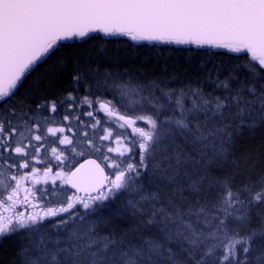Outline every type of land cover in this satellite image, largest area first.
<instances>
[{"label": "snow or ice", "instance_id": "6c2138e0", "mask_svg": "<svg viewBox=\"0 0 264 264\" xmlns=\"http://www.w3.org/2000/svg\"><path fill=\"white\" fill-rule=\"evenodd\" d=\"M99 33L191 58L148 79L93 48L74 55L71 91L21 94ZM220 49L250 59L224 66ZM262 130L264 0H0V246L23 237L16 264H264V175L235 179L239 144ZM121 196L135 239L93 218ZM253 212L261 226L241 233Z\"/></svg>", "mask_w": 264, "mask_h": 264}, {"label": "trees", "instance_id": "16d2710c", "mask_svg": "<svg viewBox=\"0 0 264 264\" xmlns=\"http://www.w3.org/2000/svg\"><path fill=\"white\" fill-rule=\"evenodd\" d=\"M67 43L75 44V46L61 50L62 55L67 59L68 67L63 72L50 73L49 70L56 60V57H53L29 77L24 87L21 88V94H23L24 88H29L33 84L37 88V91L30 93L33 97L54 96L71 91L73 86L69 80L74 55L85 53L86 50L90 51L93 48L99 49L102 56L99 63L108 71L128 73L132 77L139 76L148 79L160 77L165 72L180 68L181 65L186 67L187 61L191 58L190 53L180 50L186 48L185 46L147 43L139 45L127 38H107L101 33L95 34V38L87 43H81L79 40ZM215 51L220 55L215 57L214 62H223L224 66L242 65L247 59H250L248 54L233 55L225 51ZM81 89L82 92L85 91L83 88ZM238 155L243 157L244 163L235 173L237 185L247 183L249 179L255 185L256 181L264 175V130L258 131L254 137L246 134L245 139L239 144ZM125 201L123 196L114 199L93 217L98 224L106 228L105 234L114 232L126 238L127 234L130 235L133 226H140L131 209L125 206ZM258 216L257 212H253L249 225L243 228L241 233L248 232L250 228H259L262 222ZM114 227L115 230H113ZM20 241L19 237L0 246V264H16V251L20 246Z\"/></svg>", "mask_w": 264, "mask_h": 264}, {"label": "rangeland", "instance_id": "374dc122", "mask_svg": "<svg viewBox=\"0 0 264 264\" xmlns=\"http://www.w3.org/2000/svg\"><path fill=\"white\" fill-rule=\"evenodd\" d=\"M107 38H120V37H107ZM123 38H127V37H123ZM127 39H129V38H127ZM130 40V39H129ZM131 41V40H130ZM133 42V41H132ZM134 43H136V44H144V43H147V44H158V45H165V44H159V43H149V42H146V41H144V42H134ZM174 46H176V45H174ZM185 47H187V46H185ZM217 51H225V52H227V50H224V49H220V50H217ZM230 54H233V55H241V54H235V53H230ZM249 55V57H250V54H248ZM84 93V92H83ZM82 93V94H83ZM109 99H111V97H108ZM112 103L113 104H115L116 103V101H112ZM101 115H103V113L101 114ZM127 131H130V129L129 130H127ZM106 144H111L113 147H117L112 141H106L105 142ZM61 147H63V146H61ZM41 155H43V152H41ZM49 155H50V153H49ZM80 159H82V157L80 158ZM24 171H26V170H24ZM56 171V170H55ZM58 183H59V181H58ZM28 186H30V185H28ZM6 195H7V193H5V197H6ZM23 195V192H21V196ZM122 197V196H121ZM124 197V199L125 200H127V197L126 196H123ZM61 199H62V197H61ZM114 200V199H113ZM110 201H112V200H108V201H104L103 202V204L102 205H100L98 208H96V213H99ZM125 206H126V203H125ZM94 207H96V206H94ZM128 208H130V207H128ZM131 209V208H130ZM84 210H82V212H83ZM88 211H91V210H88ZM100 226L102 227V229L104 230V232H105V227L104 226H102L101 224H100ZM246 227V226H245ZM245 227H243V228H245ZM243 228H241L240 229V231H242L243 230ZM116 228L114 227L113 228V230H115ZM132 231H131V233H130V235L129 234H127L126 235V238L127 239H135L136 237H137V234H138V232H141V231H143V229H142V226L140 225V226H133L132 227V229H131ZM116 231H118V230H116ZM19 238V237H18ZM20 239L21 240H23V237H20Z\"/></svg>", "mask_w": 264, "mask_h": 264}, {"label": "flooded vegetation", "instance_id": "af4514ba", "mask_svg": "<svg viewBox=\"0 0 264 264\" xmlns=\"http://www.w3.org/2000/svg\"><path fill=\"white\" fill-rule=\"evenodd\" d=\"M79 93H80V94L83 93V92H82V89L79 90ZM93 158H94V157H93ZM83 159H84V158L80 159V162H83ZM76 166H78V165H76ZM41 167H42V166H41ZM55 170H56V169L54 168L53 171H55ZM37 187H39V186H37ZM25 211H29V210H28V209H25Z\"/></svg>", "mask_w": 264, "mask_h": 264}, {"label": "water", "instance_id": "95a60500", "mask_svg": "<svg viewBox=\"0 0 264 264\" xmlns=\"http://www.w3.org/2000/svg\"><path fill=\"white\" fill-rule=\"evenodd\" d=\"M102 34V33H101ZM103 35V34H102ZM106 37H110V36H106ZM72 191H74V190H72Z\"/></svg>", "mask_w": 264, "mask_h": 264}]
</instances>
